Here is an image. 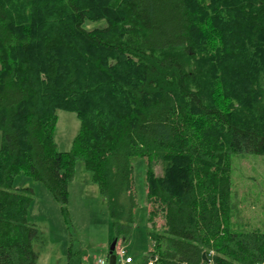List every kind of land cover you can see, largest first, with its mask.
<instances>
[{
  "label": "trees",
  "instance_id": "1",
  "mask_svg": "<svg viewBox=\"0 0 264 264\" xmlns=\"http://www.w3.org/2000/svg\"><path fill=\"white\" fill-rule=\"evenodd\" d=\"M61 109L79 120L69 151L53 142ZM234 154L264 155V0H0V264H38L47 244L18 174L66 214L82 160L127 236L135 156L150 206L140 264H264V232L231 228Z\"/></svg>",
  "mask_w": 264,
  "mask_h": 264
},
{
  "label": "rangeland",
  "instance_id": "2",
  "mask_svg": "<svg viewBox=\"0 0 264 264\" xmlns=\"http://www.w3.org/2000/svg\"><path fill=\"white\" fill-rule=\"evenodd\" d=\"M103 20H86L83 27H103ZM79 130V120L73 111L58 110L53 128V142L57 151H69ZM231 163L230 203L231 228L264 232V155L234 154ZM132 180L135 194L133 222L127 236H117L112 219L108 215L106 200L93 182L91 173L82 160L74 162L72 179L68 183L66 214L52 193L42 182L33 181L23 173L13 181V187H30L32 202L27 219L35 224L47 238L39 252L38 264H62L71 260L81 264H97L106 259L111 243L116 241L114 253L123 250L132 258V264H140L149 255L150 240L147 235L148 212L146 201L147 160L141 156L131 159ZM159 173L160 168L156 167ZM157 230L163 225L162 216L154 218Z\"/></svg>",
  "mask_w": 264,
  "mask_h": 264
},
{
  "label": "built area",
  "instance_id": "3",
  "mask_svg": "<svg viewBox=\"0 0 264 264\" xmlns=\"http://www.w3.org/2000/svg\"><path fill=\"white\" fill-rule=\"evenodd\" d=\"M123 250L117 249L116 252V264H128L132 262V259L130 256H124ZM156 258H150L146 261V264H155ZM97 264H108V257L104 259H98Z\"/></svg>",
  "mask_w": 264,
  "mask_h": 264
},
{
  "label": "water",
  "instance_id": "4",
  "mask_svg": "<svg viewBox=\"0 0 264 264\" xmlns=\"http://www.w3.org/2000/svg\"><path fill=\"white\" fill-rule=\"evenodd\" d=\"M116 241H113L109 247L108 251V264H116V254L113 252L115 249ZM205 258V253L202 254Z\"/></svg>",
  "mask_w": 264,
  "mask_h": 264
}]
</instances>
